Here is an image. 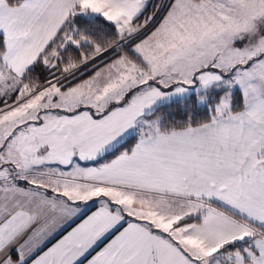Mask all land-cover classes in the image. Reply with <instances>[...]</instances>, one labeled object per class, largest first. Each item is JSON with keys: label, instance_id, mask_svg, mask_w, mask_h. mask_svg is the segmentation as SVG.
<instances>
[{"label": "snow or ice", "instance_id": "1", "mask_svg": "<svg viewBox=\"0 0 264 264\" xmlns=\"http://www.w3.org/2000/svg\"><path fill=\"white\" fill-rule=\"evenodd\" d=\"M0 264H264V0H0Z\"/></svg>", "mask_w": 264, "mask_h": 264}]
</instances>
